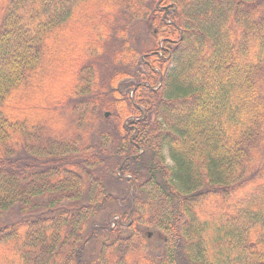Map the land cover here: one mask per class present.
<instances>
[{
    "label": "trees",
    "instance_id": "obj_1",
    "mask_svg": "<svg viewBox=\"0 0 264 264\" xmlns=\"http://www.w3.org/2000/svg\"><path fill=\"white\" fill-rule=\"evenodd\" d=\"M13 209L0 264H264V0H0Z\"/></svg>",
    "mask_w": 264,
    "mask_h": 264
},
{
    "label": "rangeland",
    "instance_id": "obj_2",
    "mask_svg": "<svg viewBox=\"0 0 264 264\" xmlns=\"http://www.w3.org/2000/svg\"><path fill=\"white\" fill-rule=\"evenodd\" d=\"M153 29L154 28H149V29H143L142 28V30H140V32H139V35L140 36H142L143 38H147V37H149L148 36V33L150 32V31H153ZM138 35V36H139ZM132 36H133V34H132ZM74 38H76V35H72V38L70 37V39L71 40H75ZM69 40V39H68ZM78 39H76V41H77ZM151 40V39H150ZM151 42H149V43H147V45H145V47H144V49L146 48V46L147 47H150L149 46V44H150ZM144 49H142V50H144ZM141 50V49H140ZM65 52H70V51H65ZM142 58H144L143 56H142ZM108 62V61H107ZM113 62L111 61V60H109V62H108V68L106 69V67H107V63H105L104 64V69L106 70V71H104V72H102V74L104 73V75L103 76H107L108 75V73H111V68L112 67H114V64H112ZM108 118H110L109 116H108ZM103 125H106V126H108V127H110L111 125H112V122H111V120H108V121H106L105 122V124H103ZM168 160V162L170 161L169 159H167ZM118 176H120V172L118 171ZM110 178H109V185H108V187L112 190V192H115V189H117V191H118V189H119V193H120V190H121V185H119L117 182H116V180L114 179V177L112 176H109ZM117 193V192H116ZM118 193V194H119ZM120 194H122V193H120ZM21 215H20V213H18V211L16 210V209H13L12 211H9V212H6V214H4V215H2L1 217H0V226H4V225H7V223H11L12 221H15L16 219H17V217H20ZM115 218H117V217H115ZM155 244H158L157 242V240H154L153 241Z\"/></svg>",
    "mask_w": 264,
    "mask_h": 264
},
{
    "label": "water",
    "instance_id": "obj_3",
    "mask_svg": "<svg viewBox=\"0 0 264 264\" xmlns=\"http://www.w3.org/2000/svg\"><path fill=\"white\" fill-rule=\"evenodd\" d=\"M148 236L151 237L152 236V232L149 231L148 232Z\"/></svg>",
    "mask_w": 264,
    "mask_h": 264
}]
</instances>
